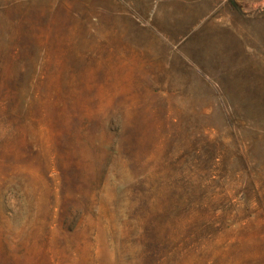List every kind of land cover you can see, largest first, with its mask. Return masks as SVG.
<instances>
[{"label":"rangeland","instance_id":"374dc122","mask_svg":"<svg viewBox=\"0 0 264 264\" xmlns=\"http://www.w3.org/2000/svg\"><path fill=\"white\" fill-rule=\"evenodd\" d=\"M179 7L0 0V264H264V0Z\"/></svg>","mask_w":264,"mask_h":264},{"label":"crops","instance_id":"0c3cea01","mask_svg":"<svg viewBox=\"0 0 264 264\" xmlns=\"http://www.w3.org/2000/svg\"><path fill=\"white\" fill-rule=\"evenodd\" d=\"M166 1V3H167V5H168V7L169 8H171V7H175V8H178L179 6H181V5H191V4H193V3H196V2H201V1H205V0H165ZM180 8V7H179ZM179 15H180V12H179V14H177V15H174L175 16V18L178 16L179 17ZM201 17H202V15L201 14H193V15H190L189 13H188V19L189 20H191V23H193L194 25H193V29H194V27L196 28H198L199 29V27H200V25H198V24H201L202 22H198V21H200V19H201ZM205 18H203L202 17V20H204ZM197 25V26H196ZM196 30V29H195Z\"/></svg>","mask_w":264,"mask_h":264}]
</instances>
